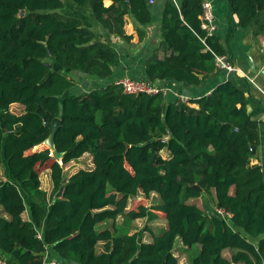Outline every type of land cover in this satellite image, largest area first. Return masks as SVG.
Instances as JSON below:
<instances>
[{
    "label": "trees",
    "instance_id": "trees-1",
    "mask_svg": "<svg viewBox=\"0 0 264 264\" xmlns=\"http://www.w3.org/2000/svg\"><path fill=\"white\" fill-rule=\"evenodd\" d=\"M65 1L0 0V164L12 177L0 181V208L7 215L0 214V261L178 264L174 247L180 240L195 252L191 264H264V174L250 161L260 135L247 108L249 89L235 75L188 103H168L162 94L127 95L115 83L68 95L76 85L73 73L107 80L120 57L96 41L89 22L62 14ZM72 1L89 6L102 30L125 41L127 16L140 26L152 22L150 0H109V7L106 0ZM227 1L240 28L264 11V0ZM203 2L183 0L180 8L165 3L161 44L169 55L151 57L144 80L199 86L216 70L214 54L226 50L201 27ZM13 104L24 106L23 114L11 112ZM55 119L62 122L54 139L62 165L48 145L32 153L46 143ZM85 154L94 168L65 179L63 166ZM51 159L48 201L37 167ZM140 194H157L159 203L127 211ZM202 195L231 218L189 203ZM27 209L30 221L22 217ZM161 216L167 222L161 232L145 226L130 233L131 222ZM119 217L123 227H102ZM144 232L151 243L144 242ZM245 235L261 239L256 246ZM226 249L235 251L231 261L222 255Z\"/></svg>",
    "mask_w": 264,
    "mask_h": 264
},
{
    "label": "crops",
    "instance_id": "crops-1",
    "mask_svg": "<svg viewBox=\"0 0 264 264\" xmlns=\"http://www.w3.org/2000/svg\"><path fill=\"white\" fill-rule=\"evenodd\" d=\"M150 1L153 3H150ZM150 1V10L152 13V22L150 24L140 26L132 16L126 17L124 29L126 35L130 37L129 41H125L116 35H111L102 30L92 15L89 6L80 7L72 0L65 1V8L62 11V14L67 17L80 19L83 22H89L95 31L96 41L104 42L113 46L118 51L120 57V62L118 66L114 68L112 77L107 80H96L82 73H73L71 77L74 78L76 85L71 92H68V95L86 94L98 87L106 86L110 83H116L119 79L124 77L136 80L147 79V61L153 56H157L159 59H164L169 55V52H167L161 44V24L163 20L164 6L166 2L173 1L176 6L180 8L183 0ZM204 1L210 2L213 8L214 22L216 25L214 37L226 50L224 56L237 69V71L235 73H229L224 69L216 68V70L206 77L199 86L189 85L188 87H185V85H181L174 80L157 81L156 84L163 89L168 90V95L165 99L170 103L179 98L194 100L209 95L219 84L226 82L228 79L236 75L239 79V85L245 89H249L246 93L248 112L253 114V119L259 124L260 139L258 144L254 145L255 150L251 151L250 161L252 165L260 166L264 174V33L261 32V28L264 25V11L258 14L249 28H240L238 26V18L232 13V9L227 0ZM111 4L112 2L109 0L104 2L106 7H109ZM138 29L143 33V37H140ZM191 106L196 109L199 108L196 104ZM24 109L25 107L20 104H13L10 107L11 112L18 115L23 114ZM45 145L47 144L36 147L32 153L44 150ZM161 155L164 159L170 158V154L166 150L162 151ZM86 156H90L93 163V157L90 154H85L82 158ZM93 168L94 165L92 169ZM7 180H12V177L3 162L0 164V181ZM41 188L45 192L46 199L49 201L53 186L50 190L44 189L43 186H41ZM232 193H234V189H232ZM155 196L158 195L156 194ZM189 203L195 204L200 209L205 210L209 215L214 212L217 216H221L218 209L214 207V204L207 195H202L200 198L190 200ZM131 209L133 208L131 207V204H129L127 211H130ZM0 214L7 217V215L2 213L1 208ZM22 217L25 221L31 220L29 209L22 214ZM226 218L229 220L231 216ZM118 219L116 222H107L102 227L113 228L114 224L119 228L123 227L124 219L122 218V223L120 225L117 224ZM130 225L131 224H129L128 227ZM166 228L167 222L164 229ZM135 232L137 231H132L130 229L131 234ZM245 236L256 246L261 239V237L253 238L248 235ZM143 238L145 243H151L153 241L151 235L148 239L145 237ZM102 250L103 243H100L98 251L102 252ZM49 252L50 249H48L47 254H49ZM234 253L235 251L226 249L223 251L222 255L226 260L231 261ZM194 254L195 252L193 250H188V247L183 246L180 240L176 241L174 256L177 258L178 264H191L190 259ZM238 264L243 263L240 262Z\"/></svg>",
    "mask_w": 264,
    "mask_h": 264
},
{
    "label": "built area",
    "instance_id": "built-area-1",
    "mask_svg": "<svg viewBox=\"0 0 264 264\" xmlns=\"http://www.w3.org/2000/svg\"><path fill=\"white\" fill-rule=\"evenodd\" d=\"M150 3H153L150 1ZM199 19L201 21V27L206 32L207 36L211 37L214 36V33L216 31V25L214 22V14H213V8L210 2L204 1L203 2V11L201 15L199 16ZM215 56V64L218 69H224L229 73H235L237 69L228 61V59L225 56L216 55ZM116 85L120 86L123 93L127 95L132 96H139V95H158L162 94L163 97H167L168 90L163 89L156 83H152L147 80L142 79H131L128 77H124L119 79L116 83ZM179 100L183 103H188V99L185 98H179ZM52 156L53 153L51 154ZM59 161V160H58ZM59 163L62 165L61 161ZM220 215L223 218L231 216L230 214L226 213L222 209H218ZM41 238V235H39ZM44 264H60L56 260L48 261L46 260Z\"/></svg>",
    "mask_w": 264,
    "mask_h": 264
},
{
    "label": "rangeland",
    "instance_id": "rangeland-1",
    "mask_svg": "<svg viewBox=\"0 0 264 264\" xmlns=\"http://www.w3.org/2000/svg\"><path fill=\"white\" fill-rule=\"evenodd\" d=\"M98 121H101L100 115H98ZM46 147V146H45ZM54 162V159H51L50 161H47L44 164L38 165L37 170L39 171L40 178L42 180V186L44 189H52V180H51V170L50 167L52 163ZM90 156H86L82 159H79L76 162H71L68 165L63 166L64 169V175L65 179H68L75 173H77L80 170H91L93 165ZM156 194H152L149 198H146L143 194H140V197L136 200H133L130 202L132 208H136L138 205L142 204L147 207H152L159 203L158 196H155ZM211 214V213H210ZM122 223V218L118 219L117 224L120 225ZM129 229L132 231H141L145 226H149V228L152 229L154 233L161 232L166 225V220L163 216L159 217L158 220L154 222H148L146 219L142 220H136L130 223ZM144 237L148 239L150 237L149 232H144ZM0 264H3L0 261Z\"/></svg>",
    "mask_w": 264,
    "mask_h": 264
},
{
    "label": "water",
    "instance_id": "water-1",
    "mask_svg": "<svg viewBox=\"0 0 264 264\" xmlns=\"http://www.w3.org/2000/svg\"><path fill=\"white\" fill-rule=\"evenodd\" d=\"M22 14H24V11H22ZM185 87H188L189 85L188 84H184ZM62 125V122L60 119H55L51 124L48 125L49 129H50V136L48 138V140L46 141L45 144H47L49 146V148L51 149L54 157L58 160H60L63 156L62 153H58L55 151V148H54V139H55V135H56V132L57 130L59 129V127ZM251 151H254L255 150V147L254 145H251ZM62 194V189L57 193L56 197L59 198ZM134 200L137 199V197H134L133 198ZM142 242V239H139V243Z\"/></svg>",
    "mask_w": 264,
    "mask_h": 264
}]
</instances>
